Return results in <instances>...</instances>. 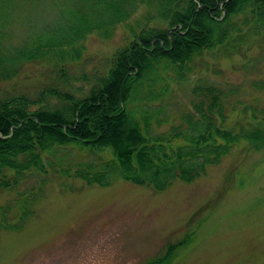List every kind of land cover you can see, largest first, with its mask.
<instances>
[{
	"label": "trees",
	"instance_id": "1",
	"mask_svg": "<svg viewBox=\"0 0 264 264\" xmlns=\"http://www.w3.org/2000/svg\"><path fill=\"white\" fill-rule=\"evenodd\" d=\"M119 24L126 43L84 70L87 36L110 38ZM261 42L264 0H0V190L16 192L0 204V230L21 228L51 181L123 179L161 191L241 143L264 147V105L244 103L230 119L233 87L201 78L175 121L170 85L187 82L205 53ZM34 63L45 65L35 93L11 86ZM252 86L264 90V77ZM186 240L140 264H169Z\"/></svg>",
	"mask_w": 264,
	"mask_h": 264
},
{
	"label": "rangeland",
	"instance_id": "2",
	"mask_svg": "<svg viewBox=\"0 0 264 264\" xmlns=\"http://www.w3.org/2000/svg\"><path fill=\"white\" fill-rule=\"evenodd\" d=\"M129 35L122 24L110 38L88 35L83 69L101 68ZM203 61L187 82H170L175 121L178 108L189 105L191 85L201 78L227 91L233 87L230 119L244 103L264 105V90L252 86L264 77V42L245 44L230 56L205 53ZM44 68L26 67L11 86L34 94ZM35 180L30 176L17 191L27 192ZM59 180L36 196L33 214L21 228L0 230V264H140L185 237L169 264H264V147L241 143L199 177L175 180L161 191L123 179L104 187ZM15 193L0 190V204Z\"/></svg>",
	"mask_w": 264,
	"mask_h": 264
}]
</instances>
